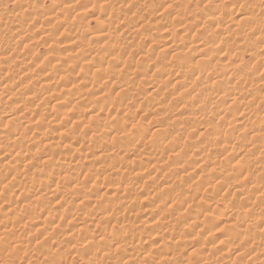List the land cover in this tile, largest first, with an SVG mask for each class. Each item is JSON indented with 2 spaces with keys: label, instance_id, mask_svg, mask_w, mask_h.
I'll use <instances>...</instances> for the list:
<instances>
[{
  "label": "rangeland",
  "instance_id": "1",
  "mask_svg": "<svg viewBox=\"0 0 264 264\" xmlns=\"http://www.w3.org/2000/svg\"><path fill=\"white\" fill-rule=\"evenodd\" d=\"M0 264H264V0H0Z\"/></svg>",
  "mask_w": 264,
  "mask_h": 264
},
{
  "label": "bare ground",
  "instance_id": "2",
  "mask_svg": "<svg viewBox=\"0 0 264 264\" xmlns=\"http://www.w3.org/2000/svg\"><path fill=\"white\" fill-rule=\"evenodd\" d=\"M150 15V14H149ZM243 18V17H242ZM167 32V31H166ZM106 35V34H105ZM222 41V40H221ZM224 44V43H223ZM227 44V43H226ZM174 45V44H173ZM222 45V44H221ZM229 45V44H228ZM225 46V45H224ZM228 48V47H227ZM26 58V57H25ZM24 61V60H23ZM22 61V62H23ZM19 62V61H18ZM182 62V61H181ZM185 62V61H184ZM191 64V63H190ZM18 66V65H17ZM16 66V67H17ZM188 67V66H187ZM202 67V66H201ZM202 69V68H201ZM203 70V69H202ZM187 71V70H186ZM179 74V73H178ZM122 84V83H121ZM247 104V103H246ZM222 214L227 215V217H233L234 213L231 210L228 209H223Z\"/></svg>",
  "mask_w": 264,
  "mask_h": 264
}]
</instances>
